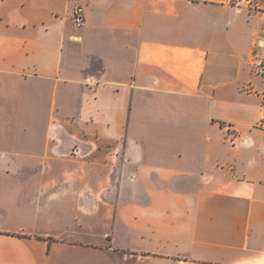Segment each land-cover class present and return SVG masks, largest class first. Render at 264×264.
Listing matches in <instances>:
<instances>
[{"label": "crops", "instance_id": "obj_1", "mask_svg": "<svg viewBox=\"0 0 264 264\" xmlns=\"http://www.w3.org/2000/svg\"><path fill=\"white\" fill-rule=\"evenodd\" d=\"M1 97L39 163L0 159V264H264V9L0 0Z\"/></svg>", "mask_w": 264, "mask_h": 264}, {"label": "rangeland", "instance_id": "obj_2", "mask_svg": "<svg viewBox=\"0 0 264 264\" xmlns=\"http://www.w3.org/2000/svg\"><path fill=\"white\" fill-rule=\"evenodd\" d=\"M251 9L255 10H262L264 9V0H244ZM7 99L1 97L2 101V107H0V159H10L12 164H18L20 161H28V164L37 165L38 158L35 156L36 152H33L35 154L32 155L31 150H35L36 147L33 146L32 142L29 140H24L25 135L33 130L28 129V126L26 125L27 119L31 116H35L32 111L26 108H19L15 105H5V101ZM28 129V130H27ZM27 148L30 156H28ZM31 151V153H30ZM8 153L11 154V156L5 154ZM39 171V172H38ZM29 177H35L39 175H43L38 168H34L33 170H30V173L28 174ZM56 174L49 173L48 171L45 172L43 175L44 180L46 182L51 181L53 179V176ZM59 180L63 181V179L66 176L65 169L62 168L61 173L58 174ZM102 174L100 170H97L96 172H92L89 174L90 180H96L97 177L101 178ZM31 179V178H30ZM63 197V195H62ZM76 212L73 210L72 206L69 205H62V209L60 211V222L59 224L55 226L56 229L64 231L69 228V226H74L73 222H71V216L75 214Z\"/></svg>", "mask_w": 264, "mask_h": 264}, {"label": "built area", "instance_id": "obj_3", "mask_svg": "<svg viewBox=\"0 0 264 264\" xmlns=\"http://www.w3.org/2000/svg\"><path fill=\"white\" fill-rule=\"evenodd\" d=\"M74 24L77 28H82L86 24V14L85 9L82 5H77L74 10V16H73ZM257 126L264 129V107L261 114V119Z\"/></svg>", "mask_w": 264, "mask_h": 264}]
</instances>
